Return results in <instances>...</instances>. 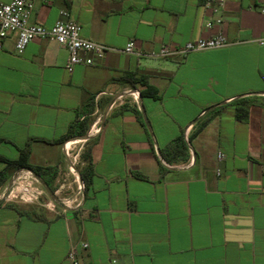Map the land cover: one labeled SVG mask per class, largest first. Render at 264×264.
<instances>
[{"label":"crops","instance_id":"crops-1","mask_svg":"<svg viewBox=\"0 0 264 264\" xmlns=\"http://www.w3.org/2000/svg\"><path fill=\"white\" fill-rule=\"evenodd\" d=\"M203 2L36 0L31 21L52 26L65 10L87 39L116 49L132 39L152 50L216 33L205 26L213 14ZM263 7L264 0H226L230 43L222 48L184 58L110 50L71 71L64 45L37 38L18 52L11 33L0 48V156L17 158L30 140L29 162L56 174L67 141L55 140L93 97L94 173L78 208L54 214L2 203L0 264H69L70 240L80 236L89 243L79 250L80 264H264ZM143 78L157 96L140 94ZM240 98L249 99L245 122L235 116ZM123 105L145 114L151 132ZM182 132L190 159L169 164L157 149Z\"/></svg>","mask_w":264,"mask_h":264},{"label":"built area","instance_id":"built-area-1","mask_svg":"<svg viewBox=\"0 0 264 264\" xmlns=\"http://www.w3.org/2000/svg\"><path fill=\"white\" fill-rule=\"evenodd\" d=\"M36 0H10L9 2L0 3V48L3 47L5 39L11 34H16L15 49L18 52L25 50L27 45L37 38H48L55 40L59 44L64 45L68 50V60L66 68L68 71L73 70L77 64L93 65L98 60L105 57L110 50L121 51L129 55L147 58H184L194 51L216 49L227 46L230 42L223 31V10L226 0H204V7L212 12V17L206 20L207 28H218L217 32L209 37H200L189 40L186 43L172 47L168 44H162L158 48L146 50L136 46L134 40L130 39L122 49L112 48L101 42L93 41L82 36L81 25L72 18L67 11L62 10L60 17L52 26H45L40 23L32 22L31 16ZM264 12V7L262 8ZM260 44H264V36L258 39ZM98 120L94 122V130H100ZM68 142L66 143V145ZM66 154L69 155L66 146ZM77 157V156H76ZM219 159L223 158V153L219 152ZM74 161H72L71 169ZM264 172V164L262 165ZM24 181H19L18 185L11 189L9 196L24 199L25 201L41 204L51 210H55V203L52 199L49 202L41 203L44 195V188L40 184H35L33 180H28L25 176L30 173L23 171ZM221 174V170H217ZM79 189L82 185L79 180ZM81 192H77L79 194ZM68 198H63L62 202L68 205ZM76 200V199H75ZM81 200L76 202L72 208H78ZM70 206V205H68ZM71 207V206H70ZM63 211L65 209H62ZM89 243L82 236L77 239H71L67 252V261L69 264H80L79 250L88 248ZM115 262V260H113Z\"/></svg>","mask_w":264,"mask_h":264},{"label":"trees","instance_id":"trees-1","mask_svg":"<svg viewBox=\"0 0 264 264\" xmlns=\"http://www.w3.org/2000/svg\"><path fill=\"white\" fill-rule=\"evenodd\" d=\"M133 81V79H130ZM134 82V81H133ZM140 82L145 85V89L140 91V94L157 96V90L149 84L147 78L140 79ZM235 105V116L240 121H247L249 118V99L240 98L235 99L233 101ZM95 102L93 97H90L89 100L84 104V106L80 109L83 114V117H77L75 121H73L67 128L66 132L57 140L56 143L65 142L71 138H76L79 136H83L88 133L91 123L94 119L93 113L95 111ZM129 108L133 111L138 120L145 126V122L141 112L136 107H130L128 105H123L122 109ZM206 122L201 121L198 123L195 130L189 134L188 140H191L194 135H196L200 130L205 126ZM4 141L0 138V142ZM91 142L92 139H88L86 141V147L81 153V161L82 165L79 168V173L84 182V188H88L91 183V178L94 173L93 164H92V156H91ZM160 154L162 158L167 161L169 164H179V163H187L190 159V150L187 139L185 138L184 133L182 132L180 135L172 139L166 146L160 148ZM30 155V140L26 143L23 148H19V155L15 159H9L4 156H0V162L5 163V167L0 170V186L4 185L10 178L12 172L19 168H30L35 173L40 175L45 182L52 186V182L56 176L54 172V167L52 166H42L31 164L29 162ZM161 172L164 173L168 170V168L159 160ZM139 177L143 179H147V177L141 173H136Z\"/></svg>","mask_w":264,"mask_h":264},{"label":"rangeland","instance_id":"rangeland-1","mask_svg":"<svg viewBox=\"0 0 264 264\" xmlns=\"http://www.w3.org/2000/svg\"><path fill=\"white\" fill-rule=\"evenodd\" d=\"M74 139L75 138H71L67 140L68 144L66 146H67L69 155H67L66 154L67 152L65 151L66 159L59 164L60 166H57L56 176L53 180L52 186H49L55 192L59 200L62 201L63 198H68L67 203L71 207L76 204V202L79 200L83 192L82 189H79L78 187L79 182L77 178H79L78 172H79V168L82 165L81 153L86 147L85 141H74ZM82 143L84 146L81 150H79L80 145ZM72 161H74V165H73V168L71 169ZM24 170H27L30 172V173H26L25 175L27 177V175L29 174L27 177L28 180H33L35 184H40L44 188L45 193L42 196L41 203L49 202V200L52 198L49 195L48 191L46 190L44 184L30 170L25 169V168H19L15 170L14 172H12L9 180L4 185L0 186V197L4 193L5 189L8 187L10 181L13 179L14 174H16V176L12 181L11 189L15 187L16 185H18L19 181H24V177L22 175L24 174L23 173ZM77 192H81V193L77 194ZM5 202H15L16 204H20L21 206H23V208H26V209L48 210L54 214H58L59 212H62L61 207L54 200L53 202L55 203V208H54L55 210H51L38 203H32V202L25 201L24 199L20 198V196H17V197L11 196L10 198L6 199Z\"/></svg>","mask_w":264,"mask_h":264},{"label":"water","instance_id":"water-1","mask_svg":"<svg viewBox=\"0 0 264 264\" xmlns=\"http://www.w3.org/2000/svg\"><path fill=\"white\" fill-rule=\"evenodd\" d=\"M144 120H145V123L147 124V127L149 129V131L151 132V129H150V126L148 124V121H147V118L145 117V114H144ZM152 134V133H151ZM90 137V134H85L83 136H79V137H76L75 139H89ZM158 153L160 155V157L162 158L161 154H160V149L158 148ZM25 169H28L30 170L37 178H39L41 180V182L44 184L46 190L48 191L49 195L51 196V198L56 201L58 203V205L62 208V209H65V210H70L71 207L68 206L67 204H65L64 202H62L61 200H59L55 194V192L49 187V185L45 182V180L40 176L38 175L37 173H35L32 169L30 168H25ZM16 174H14L13 176V179L15 178ZM78 177H79V180H80V184L82 185V191L84 192V182L81 178V175L80 173L78 172ZM13 179L10 181L8 187L5 189L4 193L2 194V196L0 197V205L2 203H4L7 199V197L9 196L10 192H11V186H12V181ZM82 192V193H83Z\"/></svg>","mask_w":264,"mask_h":264}]
</instances>
